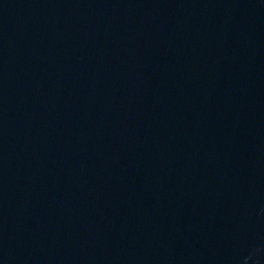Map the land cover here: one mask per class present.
<instances>
[{
    "label": "water",
    "instance_id": "95a60500",
    "mask_svg": "<svg viewBox=\"0 0 264 264\" xmlns=\"http://www.w3.org/2000/svg\"><path fill=\"white\" fill-rule=\"evenodd\" d=\"M0 264H264V0H0Z\"/></svg>",
    "mask_w": 264,
    "mask_h": 264
}]
</instances>
